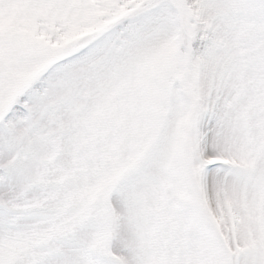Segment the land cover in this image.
I'll return each mask as SVG.
<instances>
[{
    "label": "snow or ice",
    "instance_id": "snow-or-ice-1",
    "mask_svg": "<svg viewBox=\"0 0 264 264\" xmlns=\"http://www.w3.org/2000/svg\"><path fill=\"white\" fill-rule=\"evenodd\" d=\"M0 264H264V0H0Z\"/></svg>",
    "mask_w": 264,
    "mask_h": 264
}]
</instances>
